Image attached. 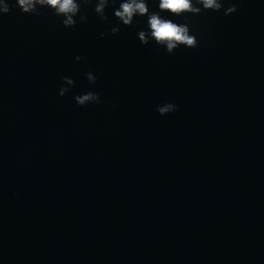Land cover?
I'll return each mask as SVG.
<instances>
[{
	"label": "water",
	"instance_id": "obj_1",
	"mask_svg": "<svg viewBox=\"0 0 264 264\" xmlns=\"http://www.w3.org/2000/svg\"><path fill=\"white\" fill-rule=\"evenodd\" d=\"M7 2L0 264H264V0L169 17L198 41L172 54L146 17L112 34L111 6L65 28Z\"/></svg>",
	"mask_w": 264,
	"mask_h": 264
},
{
	"label": "clouds",
	"instance_id": "obj_2",
	"mask_svg": "<svg viewBox=\"0 0 264 264\" xmlns=\"http://www.w3.org/2000/svg\"><path fill=\"white\" fill-rule=\"evenodd\" d=\"M160 11H151L148 0H16L19 9L25 14H39V9L47 8L62 18L65 28L76 26L77 17L80 21H86L87 17L81 14L82 4H94V11L101 20H106V9L111 6L112 12L118 23L110 31L116 34L120 31V25L130 27L137 17L147 18L146 30H140L137 37L142 44H155L163 47L169 54H172L180 47L189 49L196 48L198 41L191 33L186 23H176L169 17H182L187 14L199 15L202 11L220 12L223 9L225 16L235 14L238 9L235 2L227 0L228 6L222 0H156ZM10 6L7 0H0V15L8 14ZM168 16H162L161 13ZM104 33H101L103 37ZM77 60L81 57L77 56ZM88 79L92 84L96 83V76L88 73ZM71 83V81H68ZM65 90L61 89L60 95H64ZM81 106L90 103H99L100 96L94 91L76 97ZM177 110V105L168 103L164 107H159L158 112L167 115Z\"/></svg>",
	"mask_w": 264,
	"mask_h": 264
}]
</instances>
